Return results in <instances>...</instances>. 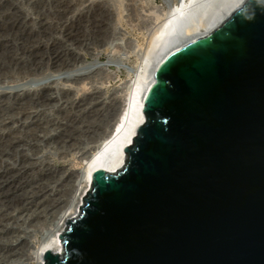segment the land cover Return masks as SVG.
<instances>
[{
  "label": "water",
  "instance_id": "95a60500",
  "mask_svg": "<svg viewBox=\"0 0 264 264\" xmlns=\"http://www.w3.org/2000/svg\"><path fill=\"white\" fill-rule=\"evenodd\" d=\"M202 1L189 11L205 18L231 0L195 10ZM154 74L124 167L92 171L63 252L44 261L264 264V0H244Z\"/></svg>",
  "mask_w": 264,
  "mask_h": 264
},
{
  "label": "rangeland",
  "instance_id": "374dc122",
  "mask_svg": "<svg viewBox=\"0 0 264 264\" xmlns=\"http://www.w3.org/2000/svg\"><path fill=\"white\" fill-rule=\"evenodd\" d=\"M181 6L0 0V264H36L34 249L72 201L83 157L118 108L114 90L143 73Z\"/></svg>",
  "mask_w": 264,
  "mask_h": 264
},
{
  "label": "bare ground",
  "instance_id": "6f19581e",
  "mask_svg": "<svg viewBox=\"0 0 264 264\" xmlns=\"http://www.w3.org/2000/svg\"><path fill=\"white\" fill-rule=\"evenodd\" d=\"M182 1L183 0H180L182 6L163 24L158 37L155 38L151 48L148 50L143 67L147 59H150L152 56V53H155V57L151 60L149 69L145 73L143 72L134 76L133 80H129V83L123 87L114 90V97H118V108L105 125V131L98 133L99 136L95 139V143L93 142L94 145H92L91 150L83 157L84 169L81 173L82 176L78 186L79 188L75 190L76 192L74 193L72 201L65 206L62 212L58 211L60 213L53 222L54 227L51 233L46 239H42L40 244L34 249L33 255L36 264H46L42 257V253L47 249L57 253L63 252L60 233L65 228L67 220L80 213V206L83 203L84 195L92 185V171L96 168H103L109 172H118L124 167L126 162L124 147L132 141L137 127L144 120L143 107L145 95L149 86L155 81L154 73L160 63H162L167 55L176 50L184 42L210 31V29L225 19L235 8L240 6L244 0H231L222 9H218L216 14L212 17L205 18L200 11H189V8L197 0H185L184 3H182ZM202 2V4L199 2L201 5L198 4L195 10L208 3L207 0ZM170 15L171 14H169V16ZM189 16H191L190 24L181 22L183 21L182 19H186ZM166 38L167 41L163 46L162 40L164 41ZM102 79L101 84H103V82H109L108 78H104V75Z\"/></svg>",
  "mask_w": 264,
  "mask_h": 264
}]
</instances>
